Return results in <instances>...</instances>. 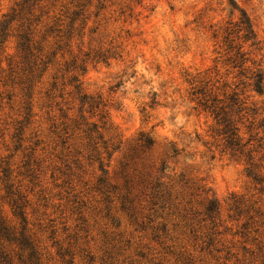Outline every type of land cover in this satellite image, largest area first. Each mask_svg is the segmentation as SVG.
Listing matches in <instances>:
<instances>
[{
	"label": "rangeland",
	"instance_id": "rangeland-1",
	"mask_svg": "<svg viewBox=\"0 0 264 264\" xmlns=\"http://www.w3.org/2000/svg\"><path fill=\"white\" fill-rule=\"evenodd\" d=\"M20 1L0 0V25ZM41 1L50 16L75 4L83 11L68 42L53 34L43 44L53 58L18 135L23 101L8 79L18 61L15 25L0 44V172L8 166L27 196L28 228L49 264H264V0ZM241 20L255 40H242ZM238 47L243 65L233 63ZM256 73L261 94L249 79ZM71 74L98 109L68 96L62 84ZM205 86L225 106L233 95L243 103L239 113L226 111L252 161L230 156L213 137V116L191 96ZM64 117L97 127L99 161L88 159L85 127ZM2 197L0 185L11 222ZM233 198L243 199L239 213L230 210ZM209 202L219 210L213 224L204 216Z\"/></svg>",
	"mask_w": 264,
	"mask_h": 264
},
{
	"label": "trees",
	"instance_id": "trees-1",
	"mask_svg": "<svg viewBox=\"0 0 264 264\" xmlns=\"http://www.w3.org/2000/svg\"><path fill=\"white\" fill-rule=\"evenodd\" d=\"M41 0H22L15 5V8L11 10V13L3 17V22L0 25V44H3L8 37V33H11L12 26L15 25V34L13 37L16 39V51L18 61L14 64H9V77L10 83L16 85L21 94V99L23 101V119L17 122V129L21 132L24 126L30 124L31 118V108L28 100L31 98L30 94L35 87V84H39L44 73L51 64L50 60L53 58V52L49 46H43L47 39L51 35L56 34V38L60 39L59 43L62 41H67L72 38L74 31V23L77 21V17L82 15L83 6L75 4L72 7L76 9L71 13L64 12L62 15L50 16V12H43L44 6H41ZM72 4V3H71ZM68 20L67 23L65 21ZM84 30L85 21L81 23ZM237 28L238 33H243L242 40L247 42L249 40H255V35L251 30L248 21L241 20ZM61 34V35H60ZM55 43V45L57 44ZM66 44V42H64ZM253 46V44H252ZM59 49V45L57 46ZM231 48V47H230ZM57 50V49H56ZM245 53H242V47H238L235 52V60L240 61V64H244ZM237 68V66L235 67ZM76 67L73 68L71 72L66 71V74L73 73ZM64 74V75H66ZM66 84H62L65 88L68 87L70 91L67 93L68 96H75L80 105L84 107L85 105L91 111L98 109L99 105L93 102L91 99L81 95L80 83L75 74H71L66 78ZM252 81V87L257 94H261L263 87V76L261 73L253 74L250 78ZM202 87L191 93L193 101L196 103L197 107L203 112L209 113L213 116L215 121V128L212 131L213 137L219 139L222 143L223 151L228 152L230 156H245L249 161L251 151H247L246 147L249 143L241 144L242 139L239 136V129L237 128L235 121L231 119L230 112L226 110L230 107L237 106L238 113L243 111L241 106L242 102L238 101L234 95L230 98L231 105H224V102L218 100L217 97L212 96V92ZM56 90V84L53 83L49 90H47L44 95L47 101H52V92ZM63 91V90H61ZM81 107V109H82ZM64 119L71 122L74 128L80 130L81 126L85 127L82 131L85 135V140L87 141L89 151L88 159L95 158L96 151L94 146L97 145L96 141H101L102 137L97 131L95 125H89L85 120L77 124L71 119ZM68 126L64 128L67 129ZM14 136L13 138L17 137ZM250 142V141H249ZM151 139H144L142 141V148L149 149L152 145ZM99 161V158L96 157ZM27 166V165H25ZM251 168L250 174L253 175L255 166L252 162L249 163ZM28 167V166H27ZM2 176L0 177V185L4 192L3 200L10 208L13 220L8 222L2 215L0 209V264H49L47 260L48 254L43 252L39 245V241L35 238V235L31 233L29 227V220L26 216V208L29 206V200L26 195L21 192V186L15 185L11 180V172L6 166L1 169ZM29 173L26 178H34V173L32 169H28ZM253 180L257 184H262L263 181L258 179L257 175L253 176ZM100 184L104 181L99 180ZM123 200V198H122ZM230 204V210L235 213L241 212V207L244 205L243 199L233 198ZM124 203V201H123ZM124 207L121 206L123 211ZM219 215V210L213 202H209L204 209V216L210 221L211 224ZM55 231L51 232L53 236Z\"/></svg>",
	"mask_w": 264,
	"mask_h": 264
}]
</instances>
